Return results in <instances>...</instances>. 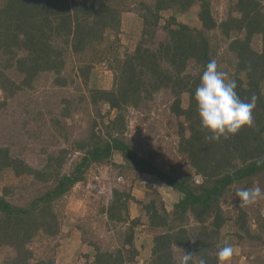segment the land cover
Returning a JSON list of instances; mask_svg holds the SVG:
<instances>
[{"label":"trees","instance_id":"16d2710c","mask_svg":"<svg viewBox=\"0 0 264 264\" xmlns=\"http://www.w3.org/2000/svg\"><path fill=\"white\" fill-rule=\"evenodd\" d=\"M119 1L123 0H0V89L4 96L10 98L24 88L33 89L44 73L53 74V85L59 88L76 83L78 77L77 84L83 83L89 96L80 93L77 100L64 96L60 100L65 104L62 118L54 117L53 122L62 126L63 118L80 107L96 110L89 131L91 140L76 142V149L83 155L70 171H64L68 149H60L57 155L49 154L46 163L36 168L21 156L11 154L10 146L0 144V180L9 169L16 177L29 175L44 185L28 206L11 201V186L2 188L0 253L12 249L4 264H54L53 259L36 258L29 245L41 232L50 237L59 234L54 204L86 179L92 164H111L119 168V176L135 169L140 177L148 176L147 188H157L155 183L166 185L175 195L172 210L159 188L155 192L158 202L138 200L147 218L144 221L141 216L131 218V194L114 187L112 198L101 206L100 213H105L114 225L128 226L126 232L119 233L122 245L114 250H102L93 238L85 241L96 252L94 264H135L139 254L134 241L135 228L144 223L156 234L151 260L142 264H178L182 256H177L175 248L192 253L193 264H199L201 258L207 264H220L217 256L220 230L227 221L222 198L234 191V186L252 188L264 175L263 2L236 0L227 18L219 21L210 0H144L140 12L144 28L136 49L115 60L111 89L90 88L92 69L101 58L97 45L105 41L108 29L118 33L121 27L124 5ZM195 5L200 6L199 26L178 21V14L189 12ZM166 10L174 15L164 25L166 39L156 42L155 27L159 25L161 12ZM214 31L227 41L234 70L230 80L236 81L239 98L244 102H250L253 96L257 98L253 126L243 127L237 134L219 141L208 139L212 133L201 126L194 98L200 76L206 65L215 60L219 47L217 36H211ZM256 38L261 41L260 48L253 44ZM71 58L78 63L77 74L69 77L74 70L67 69ZM217 65L220 70L218 62ZM189 67L196 70L195 75L189 72ZM167 88H171L174 97L171 111L184 120L180 122L179 150L187 155L194 173L191 168L178 170L174 164L164 167L153 151L139 154L125 137L128 109L147 107L156 92ZM183 94L189 96L188 107L182 104ZM103 104L116 111L108 123L102 115ZM100 124L106 127L105 135L97 130ZM116 152L121 154L123 163L113 160ZM197 175L200 182L195 178ZM209 219L210 226L206 225ZM192 220L196 224L192 225ZM241 227L246 229V221Z\"/></svg>","mask_w":264,"mask_h":264},{"label":"rangeland","instance_id":"374dc122","mask_svg":"<svg viewBox=\"0 0 264 264\" xmlns=\"http://www.w3.org/2000/svg\"><path fill=\"white\" fill-rule=\"evenodd\" d=\"M143 1L118 2L124 5L121 27L118 33L108 29L105 32V41L97 45L101 58L92 69L90 88L111 89L115 78L113 68L116 65L115 60L123 58L136 49L142 39L144 28V20L140 15ZM210 1L213 13L219 21L227 18L232 4L236 2V0ZM261 2L264 4V0ZM199 8V5H195L189 12L180 13L176 17L178 21L199 26L200 21L197 16ZM172 15L174 12L171 10L161 12L159 25L155 27L156 42L166 39L167 32L164 25ZM211 36H217L219 40L215 60L219 63L220 70L226 72L230 80V73H234V70L231 69L232 55L227 49V41H224L216 31L212 32ZM215 42L213 41L214 44ZM253 44L256 48H260V39L256 38ZM75 60L71 58L67 67L68 70L74 68L69 77L76 73L78 63ZM189 72L196 74V70L191 67ZM53 77V74L44 73L33 89L24 88L10 98H6L0 89V144L10 146L11 154L21 156L36 168H41L46 163L49 154L57 155L60 149H68L64 171H70L83 155L81 150L76 149V142L91 140L89 131L96 110L94 107H80V110H73L71 116L63 118L62 126L56 125L53 122L54 117L62 118L60 114L65 104L60 100L64 96L68 95L70 99L77 100L80 93L86 96L89 94L83 83L81 86L77 84L78 77L75 79L76 83L63 88L53 85ZM173 100L171 88H167L156 92L147 107L140 109L130 107L126 113L125 137L139 154L146 155L153 151L157 161L164 167L174 164L178 170L184 167L191 168L190 171L194 173L187 155L179 150L180 122L184 123V120L171 111ZM182 102L184 107H188V94L182 95ZM102 113L105 123L116 115V111L110 109L108 104L102 105ZM97 130L105 135L106 127L100 124ZM186 135L189 136V131H186ZM113 160L118 164L123 163L119 152L114 154ZM118 173L119 168L111 164H92L86 172V179L75 184L69 193L55 202L54 209L58 214L60 232L55 237L47 236L42 232L36 236L29 245L34 250L36 258L53 259L54 264H94L96 252L92 244L86 243V240L93 238L102 250H114L121 246L122 236L119 233L126 232L128 224L114 225L108 221L105 213H100L101 206L107 205L112 198L114 187L131 194L132 199L129 201L131 218L141 216L146 221L145 212L141 210L142 205L138 200L150 202L153 199L158 202L159 196L155 193L158 188L162 192L161 196L166 200L168 209H173L175 195L170 187L155 183L157 188H147L148 176L140 177L135 169L127 170L122 176ZM195 178L201 181L200 176L197 175ZM33 179L29 175L16 177L11 170H5L0 180V194L4 186H11L13 191L10 196L11 201L20 206H28L39 190L44 188L43 184L36 183ZM263 181L264 175L255 183L262 190H264V184L261 183ZM234 187L236 188L234 191H229L222 198L221 205L225 210L227 221L220 230L218 247L220 250L225 246H231L233 254L229 260L219 262L220 264H264V198L258 199L255 204L241 207L239 197L235 196L236 190L241 189V185ZM244 221L248 231L241 227ZM194 224L196 222L192 220V225ZM206 225H211L210 219ZM155 234L156 232L150 230L145 223L135 228L134 241L139 250L135 264L148 263L151 260ZM175 251L178 257L184 254L179 248H175ZM11 252L12 249L6 248L0 253V264H4L6 258L9 259Z\"/></svg>","mask_w":264,"mask_h":264},{"label":"clouds","instance_id":"9594fccd","mask_svg":"<svg viewBox=\"0 0 264 264\" xmlns=\"http://www.w3.org/2000/svg\"><path fill=\"white\" fill-rule=\"evenodd\" d=\"M236 88V81L229 80L226 72L218 70L214 59L206 65L194 98L197 102L201 126L212 133L208 137L210 141H219L222 137L228 139L243 127L253 126V110L257 98L253 96L250 102H244L239 98ZM235 196L239 197V205L244 207L264 198V190L259 186L237 189ZM232 254V247L225 246L218 251V260L227 261ZM178 264H193V254L184 251ZM199 264H207V262L201 258Z\"/></svg>","mask_w":264,"mask_h":264}]
</instances>
